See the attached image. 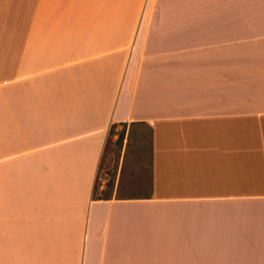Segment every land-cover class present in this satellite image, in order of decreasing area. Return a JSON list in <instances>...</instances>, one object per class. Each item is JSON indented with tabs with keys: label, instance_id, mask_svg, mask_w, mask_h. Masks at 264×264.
I'll list each match as a JSON object with an SVG mask.
<instances>
[{
	"label": "crops",
	"instance_id": "0c3cea01",
	"mask_svg": "<svg viewBox=\"0 0 264 264\" xmlns=\"http://www.w3.org/2000/svg\"><path fill=\"white\" fill-rule=\"evenodd\" d=\"M0 264H264V0H0Z\"/></svg>",
	"mask_w": 264,
	"mask_h": 264
},
{
	"label": "rangeland",
	"instance_id": "374dc122",
	"mask_svg": "<svg viewBox=\"0 0 264 264\" xmlns=\"http://www.w3.org/2000/svg\"><path fill=\"white\" fill-rule=\"evenodd\" d=\"M127 5H128V1H126V7H127ZM120 130V129H119ZM118 133V130H116L115 129V134H117ZM115 136V135H114ZM113 136V137H114ZM112 139H114V138H112ZM106 183H108V182H106ZM106 187V186H105ZM106 189V188H105ZM109 193V191H107V190H101V187L98 185V195L99 196H105V195H107Z\"/></svg>",
	"mask_w": 264,
	"mask_h": 264
},
{
	"label": "trees",
	"instance_id": "16d2710c",
	"mask_svg": "<svg viewBox=\"0 0 264 264\" xmlns=\"http://www.w3.org/2000/svg\"><path fill=\"white\" fill-rule=\"evenodd\" d=\"M114 124L111 126V128H110V137H111V135H113V132H114ZM93 196H94V198H96V199H98V198H101L99 195H98V193H97V185H96V187H95V189H94V194H93Z\"/></svg>",
	"mask_w": 264,
	"mask_h": 264
}]
</instances>
